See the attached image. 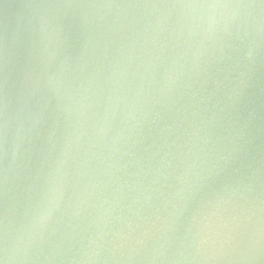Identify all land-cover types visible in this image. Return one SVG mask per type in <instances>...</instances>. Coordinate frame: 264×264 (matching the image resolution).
<instances>
[{
	"label": "water",
	"instance_id": "obj_1",
	"mask_svg": "<svg viewBox=\"0 0 264 264\" xmlns=\"http://www.w3.org/2000/svg\"><path fill=\"white\" fill-rule=\"evenodd\" d=\"M5 264H264L260 0H0Z\"/></svg>",
	"mask_w": 264,
	"mask_h": 264
},
{
	"label": "snow or ice",
	"instance_id": "obj_2",
	"mask_svg": "<svg viewBox=\"0 0 264 264\" xmlns=\"http://www.w3.org/2000/svg\"><path fill=\"white\" fill-rule=\"evenodd\" d=\"M260 3L264 5V0H260ZM0 264H5V261L3 259H0Z\"/></svg>",
	"mask_w": 264,
	"mask_h": 264
}]
</instances>
